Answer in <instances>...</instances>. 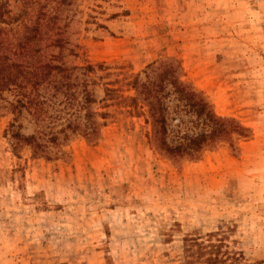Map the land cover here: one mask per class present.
Returning a JSON list of instances; mask_svg holds the SVG:
<instances>
[{"label": "rangeland", "instance_id": "obj_1", "mask_svg": "<svg viewBox=\"0 0 264 264\" xmlns=\"http://www.w3.org/2000/svg\"><path fill=\"white\" fill-rule=\"evenodd\" d=\"M2 1L0 264H264V0ZM175 68L248 136L167 152L214 127L168 85L157 132Z\"/></svg>", "mask_w": 264, "mask_h": 264}, {"label": "trees", "instance_id": "obj_2", "mask_svg": "<svg viewBox=\"0 0 264 264\" xmlns=\"http://www.w3.org/2000/svg\"><path fill=\"white\" fill-rule=\"evenodd\" d=\"M44 6V5H43ZM25 13V11H24ZM21 18L20 16L18 17H12L9 14V10L7 9L6 4L4 1L0 0V23H5L6 25L9 24L14 20H17ZM5 27H0V34L4 32ZM40 25H34L31 28L30 32L20 34V33H15L10 39L6 37V42L0 39V52L2 49H12L14 53H17V49L20 50V53L23 54L24 52H28V49H31L34 42L36 39H40ZM15 37V40H12V42H16V44L10 45L11 44V38ZM55 44H62L61 43V38H57L55 40ZM10 45V47H9ZM3 53V52H2ZM0 54V63H16V62H11L9 60V56L7 54ZM24 53V54H25ZM108 66L104 63H98L96 65H88L86 69L89 71L95 73L98 69H104ZM177 69L178 71L181 72V67L180 64H177ZM175 69H169L168 73H165L166 81L165 79L160 81L157 84V89H154L153 87L149 86L148 84H143L146 89V95H145V100L147 104L149 105V113L150 116L153 120V125L158 127L157 132L161 133L162 135L165 134L167 130V115L164 112V110L167 108V102L165 100L166 94L169 92L164 91L165 88L170 85L173 88V93L176 94V97L179 100L184 101L185 106H189L190 108H195L193 109L198 116H204L205 120H208L209 122H212L211 126L212 129L210 131H201L197 133L196 135H188L185 134V140L183 142H180L177 145L174 146H169L166 145V150L167 152H171L173 156H192V157H197V154L200 152L202 149V144L208 139V137L216 134V132H226V123H234V125L237 127L239 131L240 136H246V131L248 130L247 127H245L243 124L239 123L238 121H235L233 118L229 117H221L216 115L211 107L205 96L201 91H199L196 87H194L192 84H190L187 81H184L181 79V76H176L175 75ZM169 74V75H167ZM156 86V85H155ZM110 91L111 89L108 88ZM144 91H142L143 93ZM88 100V98H87ZM98 115L101 118L106 119L108 115V111H99ZM103 123V122H102ZM101 124V123H100ZM187 141V142H186ZM165 142H162L164 144ZM219 260L217 258L213 259V261Z\"/></svg>", "mask_w": 264, "mask_h": 264}]
</instances>
